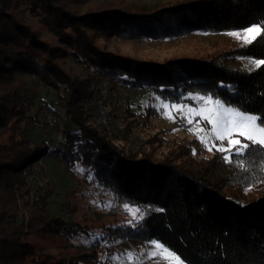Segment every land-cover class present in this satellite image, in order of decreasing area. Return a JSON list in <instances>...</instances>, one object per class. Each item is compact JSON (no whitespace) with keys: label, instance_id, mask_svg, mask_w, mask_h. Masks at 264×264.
Returning <instances> with one entry per match:
<instances>
[{"label":"trees","instance_id":"16d2710c","mask_svg":"<svg viewBox=\"0 0 264 264\" xmlns=\"http://www.w3.org/2000/svg\"><path fill=\"white\" fill-rule=\"evenodd\" d=\"M62 4V0H0V264H97L96 248L54 257L25 242V235L39 225L43 234L67 230L63 217L51 216L28 201L34 186L33 181L26 183V177L32 164L45 155L59 157L68 168L80 162L97 183L142 210L143 219L118 234L156 241L183 264H264V149L250 147L226 163L221 152L205 157L195 139H182L175 142V153L162 155L151 146L168 145V129L156 127L143 142L149 145L147 154H127L107 138L98 119L96 101L102 89L97 77L80 80L56 63L69 49L75 62L97 75L126 88L149 89L162 101L188 104L191 94L210 95L264 118V65L246 69L203 57L147 63L102 51L84 33L161 40L242 30L264 23V0H182L144 13L113 5L83 16H75ZM17 8L36 14L59 46H50L16 18L12 12ZM238 50L239 56L250 60L264 59V37ZM17 75L31 76L51 98H42L41 108L60 119L55 146L29 138L31 128L42 121L31 114L32 102ZM113 108L107 110L108 116L123 122L129 135L141 126L148 128L156 117L152 106H146L141 116L127 106ZM255 186H260L256 199L243 202L240 193ZM81 232L76 225L66 235Z\"/></svg>","mask_w":264,"mask_h":264},{"label":"rangeland","instance_id":"374dc122","mask_svg":"<svg viewBox=\"0 0 264 264\" xmlns=\"http://www.w3.org/2000/svg\"><path fill=\"white\" fill-rule=\"evenodd\" d=\"M181 1L62 0V6L75 16H83L88 12H92L91 10L112 7L113 5L144 13ZM12 13L16 18L36 31L40 38L50 46H59L55 36L44 29L36 14L29 13L26 10L23 12L20 8L15 9ZM242 31L243 29L220 33L197 32L189 33L176 39L165 38L161 40L127 39L119 36L107 37L98 33L92 34L90 31H84V33L88 34L91 37V42L102 51L112 52L121 57L137 61L166 63L170 60L184 57H203L216 58L235 67L252 69L254 67L249 63L251 60L239 56L238 48L245 45L242 43V39L227 35L229 32ZM61 49L63 50L64 48ZM62 55L64 56L59 57L56 62L60 70L83 81H86L83 78L87 75L97 77V87H101L102 89L101 91L99 90L102 96L96 101L98 119L104 124L107 138L115 146L124 149L127 154L138 151L147 154V150H150V148H148L149 145L143 143L144 140L147 137H152L157 131L156 127H166L168 131L165 137L169 139L167 140L168 145L161 144L159 147L155 143L151 147L156 149V153L162 155L175 153L176 141L195 139L203 149L205 157L213 155L216 148L208 151L205 143H201L199 138L205 137V133L200 132L199 129L205 128V132H208L211 130V125L206 126L204 121L200 120L199 117L194 120L192 125H189L184 119H181V115H187L186 109L183 113L176 109H168V114L166 115L162 104L173 103L160 100L149 89L126 88L118 85L117 82L108 77L99 76L94 70L75 62L69 54V49L64 50ZM16 79L17 83L22 87V91L28 95L29 101L32 102L31 114L42 121V125L39 122V125L31 128L29 138L35 141L45 140L51 146H55L59 138V132L56 127L60 119L52 116L51 113L53 111H50L48 114L41 108L43 104L42 98L48 100H51V98L44 95V92L33 82L31 76L17 75ZM191 96L200 95L191 94ZM103 100H106V106H104ZM191 101L192 103L188 104H175H182L193 108L206 106L209 109H216L217 107L211 101H201L199 99H191ZM118 105L129 107L137 116L143 115L146 106H152L156 110V117L150 121L148 128H142L141 126L137 131H133L129 135L123 131V122H120L118 118H110L107 114L109 108H116ZM119 109L122 110V108ZM99 110L104 112L105 121L101 119ZM170 117H175V119ZM190 128L193 131H189ZM157 136H162L161 131ZM231 138L241 140L242 143L248 142L238 133H233ZM205 140L209 145L213 142L217 145L220 144L219 141H214L211 136H206ZM223 146L227 147V138L223 142ZM168 151H172V153ZM222 154L224 156L228 153ZM181 161L183 162L184 160L181 159ZM183 166L185 167L186 165ZM32 168V173L26 177V183L33 181L34 186V190L31 189L28 192L29 204L41 207L51 216L63 217L67 221V230L60 234H43L41 232L42 226L39 225L36 228L37 231H32L25 235V242L54 257L60 255L74 256L79 253L89 252L91 248H96L95 258L97 264H126V256L129 252L134 253L140 258L139 264H174V261L167 256V253L152 246V241H140L128 238L121 233H116L127 225H132L134 221L139 219L138 214L136 219H134L131 212L125 211L124 205H128L129 208L137 207L97 183L88 175L86 167L80 164V162L71 163V166L68 168L67 164L59 157L45 155L33 163ZM259 189L260 186H255L253 190L246 189L243 193H240V199L245 203L254 201L259 194ZM76 225L77 229L80 226L83 232L73 236L66 235ZM85 232L90 233L89 237L83 235ZM150 252H156L157 256L155 258L150 257L147 255ZM113 258L117 259L114 261Z\"/></svg>","mask_w":264,"mask_h":264},{"label":"snow or ice","instance_id":"6c2138e0","mask_svg":"<svg viewBox=\"0 0 264 264\" xmlns=\"http://www.w3.org/2000/svg\"><path fill=\"white\" fill-rule=\"evenodd\" d=\"M227 35L242 39V43L245 45H250L258 40V38L264 37V23H253L250 26L243 29L242 32H229ZM249 63L253 67H258L264 65V59L251 60ZM188 99H199L201 101H211L216 105V109H209L206 106H200L199 108H193L182 104H162L165 114H168V109H176L181 113L186 109L187 115H181V119H184L187 124L192 125L194 120L199 117L200 120L204 121L205 125H211V130L205 132V128H200V132L205 133L206 136L213 137L214 141H219L220 144L217 145L213 142L211 145L207 144L205 137H199L201 143H205L208 151H212L216 148L217 151L222 153H228L223 156L226 163L233 162V157L243 156L250 147L258 146L264 149V118L257 115H249L239 108L226 107L221 103L219 99H213L212 96H189ZM175 119V117H170ZM199 122V121H197ZM193 131V129H189ZM233 133H238L243 137L248 143H242L241 140L232 139ZM227 138V147L223 146V142ZM195 154V153H194ZM243 163L240 167L243 168ZM250 190V189H248ZM125 211H129L133 214V218L136 219L138 214L139 219H143V212L139 208H129L128 205H124ZM160 211V209H157ZM138 222V220H137ZM152 246L156 249H160L162 252L167 253V256L174 261V264H183L180 257L176 256L174 253L170 252L163 245L156 241L151 242ZM143 255V254H142ZM147 255L155 258L157 256L156 252H150ZM114 261L117 258H113ZM139 257L134 253L129 252L126 256V264H139Z\"/></svg>","mask_w":264,"mask_h":264},{"label":"built area","instance_id":"2783aa9c","mask_svg":"<svg viewBox=\"0 0 264 264\" xmlns=\"http://www.w3.org/2000/svg\"><path fill=\"white\" fill-rule=\"evenodd\" d=\"M100 108V107H99ZM100 111V116H101V119L105 121L106 117H105V114L102 110H99Z\"/></svg>","mask_w":264,"mask_h":264}]
</instances>
